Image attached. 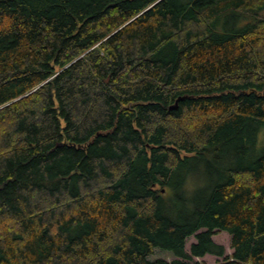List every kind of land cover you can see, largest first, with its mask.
<instances>
[{"label": "trees", "instance_id": "obj_1", "mask_svg": "<svg viewBox=\"0 0 264 264\" xmlns=\"http://www.w3.org/2000/svg\"><path fill=\"white\" fill-rule=\"evenodd\" d=\"M262 130L264 0H0V264H264Z\"/></svg>", "mask_w": 264, "mask_h": 264}, {"label": "rangeland", "instance_id": "obj_2", "mask_svg": "<svg viewBox=\"0 0 264 264\" xmlns=\"http://www.w3.org/2000/svg\"><path fill=\"white\" fill-rule=\"evenodd\" d=\"M264 130H262L258 135V145L263 146L264 144ZM213 240L215 243L220 244L224 247L225 250V256H230L232 254V250L230 247V236L227 233L219 232L214 237ZM195 243L194 237H190L187 239L185 244V251L189 253L190 245ZM174 257L165 251H162L160 249H155L153 255L150 257V259H165L167 261H171ZM223 258H219L212 255H205L202 258H194L193 261L199 262L201 264H215L217 261H222Z\"/></svg>", "mask_w": 264, "mask_h": 264}, {"label": "bare ground", "instance_id": "obj_3", "mask_svg": "<svg viewBox=\"0 0 264 264\" xmlns=\"http://www.w3.org/2000/svg\"><path fill=\"white\" fill-rule=\"evenodd\" d=\"M177 1V0H176ZM243 4H245V3H243ZM241 9V8H240ZM244 9V8H243ZM248 9V8H247ZM258 9V8H257ZM104 37V36H103ZM103 39V38H102ZM166 48V47H165ZM169 51V50H168ZM147 52V51H146ZM92 53V52H91ZM167 54V53H166ZM163 57V56H162ZM167 62V61H166ZM45 73V72H44ZM32 77V76H31ZM25 79V78H24ZM82 81V80H81ZM47 85V84H46ZM24 87V86H23ZM111 88V87H110ZM22 89V88H21ZM59 89V88H58ZM17 90V89H16ZM118 90V89H117ZM59 94V93H58ZM103 94V93H102ZM115 95V94H114ZM54 97V96H53ZM23 98V97H22ZM57 100V99H56ZM116 101V100H115ZM56 102V101H55ZM106 102V101H105ZM84 103V102H83ZM115 103V102H114ZM156 103V102H155ZM168 106V105H167ZM162 108V107H161ZM178 108V107H177ZM54 109V108H53ZM121 109V108H120ZM59 110H60V108H59ZM110 110V109H109ZM70 111V110H69ZM104 111V110H103ZM58 113V112H57ZM162 113V112H161ZM112 114V113H111ZM61 117V116H60ZM112 117H113V115H112ZM53 118V117H52ZM63 119V118H62ZM58 122V121H57ZM253 123V122H252ZM77 124V123H76ZM69 126V125H68ZM251 126V125H250ZM255 126V125H254ZM262 126V125H261ZM42 129V128H41ZM245 130V129H244ZM250 131V130H249ZM42 132V131H41ZM120 135V134H119ZM248 135V134H247ZM250 136H252V134H250ZM123 137V136H122ZM255 137V136H254ZM235 138V137H234ZM253 138V137H252ZM100 139V138H99ZM222 139V138H221ZM241 139H242V135H241ZM48 140V139H47ZM219 140V139H218ZM243 140V139H242ZM234 141V140H233ZM118 142V141H117ZM146 142V141H145ZM144 142V143H145ZM115 143V142H114ZM235 143V142H234ZM231 144V143H230ZM215 145V144H214ZM217 147H218V145H216ZM112 147V146H111ZM116 147V146H115ZM228 147V146H227ZM231 148V147H230ZM247 148V147H246ZM96 149V148H95ZM226 149V148H225ZM99 150V149H98ZM70 151V150H69ZM223 151H225V150H223ZM213 152H214V149H213ZM68 153V152H67ZM93 153V152H92ZM135 153V152H134ZM226 153V152H225ZM236 153V152H235ZM240 153V152H239ZM98 154V153H97ZM74 155V154H73ZM220 155H222V154H219V156ZM223 155H224V152H223ZM259 155H260V152H259ZM94 156V155H93ZM105 156V155H104ZM199 156V155H198ZM235 156V155H234ZM241 156V155H240ZM98 157V156H97ZM217 157V156H216ZM224 158V157H223ZM254 158V157H253ZM95 159V158H94ZM216 159V158H215ZM97 160V159H96ZM235 163V162H234ZM58 164V163H57ZM83 164V163H82ZM180 164H182V163H180ZM206 165H207V163H205ZM214 164V163H213ZM236 164V163H235ZM135 166V165H134ZM217 166H219V165H217ZM243 166V165H242ZM70 167V166H69ZM140 167V166H139ZM196 167V166H195ZM64 169V168H63ZM138 169H140V168H138ZM66 170V169H65ZM133 170V169H132ZM217 170V169H216ZM213 171V170H212ZM234 171V170H233ZM58 172V171H57ZM211 172V171H210ZM164 173V172H163ZM211 173H213V172H211ZM217 173V172H216ZM220 174H222V173H220ZM86 175V174H85ZM205 175H207V174H205ZM212 175V174H211ZM57 176V175H56ZM222 176V175H221ZM136 177V176H135ZM206 177H208V176H206ZM212 177V176H211ZM154 178V177H153ZM227 180V179H226ZM1 181V180H0ZM211 181V180H210ZM219 181H221V180H219ZM175 182H176V180H175ZM222 182V181H221ZM217 183V182H216ZM4 184V183H3ZM176 184V183H175ZM217 185V184H216ZM72 186V185H71ZM212 186H214V185H212ZM74 187V186H73ZM255 189V188H254ZM72 190V189H71ZM199 192V191H198ZM204 193V192H203ZM205 194V193H204ZM193 197V196H192ZM107 198V197H106ZM130 198V197H129ZM130 200V199H129ZM137 203V202H136ZM192 203V202H191ZM204 204V203H203ZM182 212V211H181ZM1 215V214H0ZM208 215V214H207ZM261 215V214H260ZM208 217V216H207ZM181 220V219H180ZM243 220V219H242ZM191 232V231H190ZM183 233V232H182ZM211 233V232H210ZM198 235V234H197ZM234 236V235H233ZM19 238V237H18ZM30 240V239H29ZM162 244V243H161ZM160 246V245H159ZM162 246V245H161ZM182 247V246H181ZM244 247V246H243ZM175 251V250H174ZM182 254V253H181ZM183 256V255H182ZM187 256V255H186ZM195 256V255H194ZM221 256V255H220ZM225 259V258H224ZM237 259V258H236Z\"/></svg>", "mask_w": 264, "mask_h": 264}, {"label": "water", "instance_id": "obj_4", "mask_svg": "<svg viewBox=\"0 0 264 264\" xmlns=\"http://www.w3.org/2000/svg\"><path fill=\"white\" fill-rule=\"evenodd\" d=\"M176 108H177L176 103H175V105L169 107L170 110H172V109L174 110V109H176Z\"/></svg>", "mask_w": 264, "mask_h": 264}]
</instances>
